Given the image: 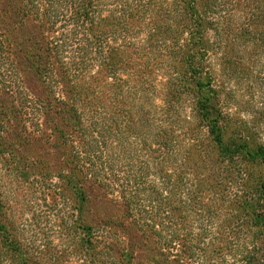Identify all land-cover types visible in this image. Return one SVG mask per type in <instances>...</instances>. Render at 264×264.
I'll list each match as a JSON object with an SVG mask.
<instances>
[{
    "label": "trees",
    "instance_id": "obj_1",
    "mask_svg": "<svg viewBox=\"0 0 264 264\" xmlns=\"http://www.w3.org/2000/svg\"><path fill=\"white\" fill-rule=\"evenodd\" d=\"M0 165V264H264V0H0Z\"/></svg>",
    "mask_w": 264,
    "mask_h": 264
},
{
    "label": "rangeland",
    "instance_id": "obj_2",
    "mask_svg": "<svg viewBox=\"0 0 264 264\" xmlns=\"http://www.w3.org/2000/svg\"><path fill=\"white\" fill-rule=\"evenodd\" d=\"M30 120L32 126L38 123L40 118H30ZM2 169L4 168L0 165V170ZM29 177V182H24L18 177L5 178L3 185L8 187V190H12L5 199L9 204L10 214L18 222L20 232L22 230V233L26 234L27 231L29 234L44 235L48 238L59 229L58 222L64 221L63 216L65 213L70 214L71 209L66 208L65 201L61 198L57 197L54 200L52 196H49L48 184L42 180L43 178L38 177L34 172L30 173ZM35 179L40 182L34 181ZM27 223L30 225L24 231V225L26 226Z\"/></svg>",
    "mask_w": 264,
    "mask_h": 264
}]
</instances>
